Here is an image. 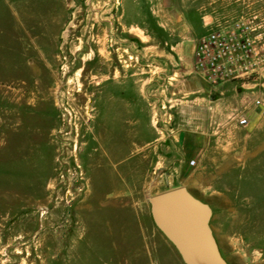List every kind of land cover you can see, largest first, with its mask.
<instances>
[{
	"label": "rangeland",
	"instance_id": "rangeland-1",
	"mask_svg": "<svg viewBox=\"0 0 264 264\" xmlns=\"http://www.w3.org/2000/svg\"><path fill=\"white\" fill-rule=\"evenodd\" d=\"M256 15L264 0H0V264H100L113 241L116 260L136 252L155 230L148 198L173 187L175 141L214 132L208 94L193 114L183 103L205 85L194 53L167 64V49L202 18L218 30ZM262 84L237 88L250 127Z\"/></svg>",
	"mask_w": 264,
	"mask_h": 264
},
{
	"label": "crops",
	"instance_id": "crops-1",
	"mask_svg": "<svg viewBox=\"0 0 264 264\" xmlns=\"http://www.w3.org/2000/svg\"><path fill=\"white\" fill-rule=\"evenodd\" d=\"M198 23L193 43L180 36L181 40L167 49V64L185 60L186 54L194 53L199 40L215 30L212 26L208 27L210 23L205 22V18ZM166 32L170 41L173 35ZM237 88L236 85H226L213 89L205 84L201 87L194 85L188 91H183L184 97H189L183 103L192 114L196 109L195 105L201 100L197 96L209 95L208 103L213 118L208 126L214 132L209 136L192 132L180 135L175 141L184 152L174 165L171 178L168 177L169 185L173 186L169 190L185 187L196 199L212 209L211 228L223 257L233 259L235 256H255L256 264H264V214L263 209L258 211V203L263 208L264 174L256 172L264 169V120L255 123L253 127H240L237 121L228 122L218 115L222 114L221 106L227 108L226 111L240 110L241 114L244 113L247 101ZM194 119L192 117L191 122L194 123ZM192 161L195 162L194 165L190 164ZM254 206L255 215L251 211ZM253 223L256 225L254 232ZM125 236L130 239V235ZM142 236L143 242L139 249L123 261L110 255V251L113 253L121 245L114 241L106 242L109 255L99 258V263L185 264L175 247L156 227L153 231L142 233ZM226 261L228 264L231 262L228 258Z\"/></svg>",
	"mask_w": 264,
	"mask_h": 264
},
{
	"label": "built area",
	"instance_id": "built-area-1",
	"mask_svg": "<svg viewBox=\"0 0 264 264\" xmlns=\"http://www.w3.org/2000/svg\"><path fill=\"white\" fill-rule=\"evenodd\" d=\"M193 63L196 73L210 88L236 85L246 90L256 84L264 72V18L256 15L213 30L199 40ZM255 105L262 106L261 101L256 100ZM233 117L240 127L248 126L243 114Z\"/></svg>",
	"mask_w": 264,
	"mask_h": 264
},
{
	"label": "water",
	"instance_id": "water-1",
	"mask_svg": "<svg viewBox=\"0 0 264 264\" xmlns=\"http://www.w3.org/2000/svg\"><path fill=\"white\" fill-rule=\"evenodd\" d=\"M155 227L185 264H228L211 228L212 209L185 187L148 198Z\"/></svg>",
	"mask_w": 264,
	"mask_h": 264
},
{
	"label": "bare ground",
	"instance_id": "bare-ground-1",
	"mask_svg": "<svg viewBox=\"0 0 264 264\" xmlns=\"http://www.w3.org/2000/svg\"><path fill=\"white\" fill-rule=\"evenodd\" d=\"M96 57V56H95Z\"/></svg>",
	"mask_w": 264,
	"mask_h": 264
}]
</instances>
